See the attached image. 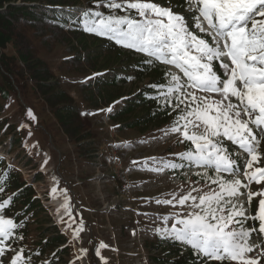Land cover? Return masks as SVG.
Segmentation results:
<instances>
[{
  "label": "snow or ice",
  "instance_id": "1",
  "mask_svg": "<svg viewBox=\"0 0 264 264\" xmlns=\"http://www.w3.org/2000/svg\"><path fill=\"white\" fill-rule=\"evenodd\" d=\"M91 3L76 14L78 26L142 54L148 67L166 68L162 80L149 85L156 106L171 117L158 131L161 138L174 137L185 150L168 159L152 156L139 163L154 173L187 169L197 177L193 180L186 172L185 186L155 200L171 211L156 217L141 215L154 224L158 220L154 234L190 249L197 264H264V0ZM103 75L93 73L85 80ZM27 114L35 118L31 109ZM49 159L45 154L41 168ZM52 179L58 185L57 178ZM253 184L258 191L252 190ZM4 191L0 184V193ZM57 191L56 186L51 188V194ZM59 192L64 203L56 212L63 208L71 217L68 189ZM254 198L257 205L252 208ZM11 204L12 196L0 201V264H35L26 246L18 243L24 239L18 230L25 220L5 214ZM64 215L57 223L65 225L63 231L71 230V243L84 230V222L73 228L75 219L68 223ZM108 247L101 241L95 249L104 264L107 258L101 249Z\"/></svg>",
  "mask_w": 264,
  "mask_h": 264
},
{
  "label": "rangeland",
  "instance_id": "2",
  "mask_svg": "<svg viewBox=\"0 0 264 264\" xmlns=\"http://www.w3.org/2000/svg\"><path fill=\"white\" fill-rule=\"evenodd\" d=\"M80 6H87V3L82 5L78 3L76 7ZM66 8L77 12L76 8ZM69 24L70 21L65 27L66 30ZM23 31L30 36L33 32L32 29ZM32 39L36 54L49 65L54 79L59 81V87L75 100L74 104L90 133L85 146L95 150L91 153V159L83 157L84 152H79L78 145L63 132L57 119L48 110L47 104H45L46 110L42 107L43 99L39 98V93L34 90V82L29 80L25 93L19 90L11 91L0 118L8 116V123L10 126H15L16 130L21 128V124L27 127L20 131L21 144L13 148H11L13 132L10 131L8 134L4 130L0 132V157H4L5 161L14 168L20 169L27 183L36 190L43 206L45 204L52 210L59 208L64 203V197L59 189H68L72 215L71 217L64 215V220L72 223L74 218L73 228L79 225L80 220L84 222V230L77 240L69 243L71 230L65 232L62 230L65 225H61V228H58L66 235L67 241L56 247L47 246L44 243L45 237L52 234L53 222L42 223L48 216V210L44 206L47 210L46 214L41 212L39 216L27 215L29 231L23 246H26L27 251L47 249L38 263L47 261L52 264L54 261L53 264H70V262L71 264H104V261L95 255V249L103 241L109 246L101 249V256L107 258V264H160V260H164V264H175L170 257L166 259V255L176 249H179L178 253L171 254V257L178 258L179 255L181 259L184 253L188 262L193 264L194 259L190 249L162 240L152 231L160 222L157 220L154 224L141 215L148 213L149 216L156 217L171 211L170 207L156 205L155 200L167 198L170 192L178 191L181 186L186 185L187 169L154 173L143 168L139 163L144 158L152 156L168 159L171 154L185 150L184 145L175 142L174 137L161 138L158 131L169 124L171 117L168 116L167 122L163 124L157 120H149L145 124L144 128L147 129L144 131L140 127L130 126L111 117L125 104L124 100L119 104L115 101L121 100V97L133 98L150 81H157L160 78L159 74L154 78L148 75L139 77L138 69L130 62L135 58L140 60L142 54L125 51V59L121 63L109 68L108 72L102 70L100 73L112 76L109 74H113L112 70L116 69L118 72H129L132 79L126 81L122 79L118 82L114 92L122 96L116 98L113 103L107 104L101 98L96 103L86 97L81 84L88 82L93 84L95 79L86 81L85 78L99 72L82 71L68 61L77 51L70 49V43L66 44L65 35L50 37L47 42H43L44 37L37 39L31 36ZM70 40L71 38H67V42ZM6 51L13 55L15 53L11 45ZM127 56L130 60L126 59ZM123 68L129 71H124ZM153 68L162 72L166 70L163 65L154 64ZM103 90L106 91L105 88ZM110 106L112 111L108 112ZM29 109L35 117H30V121L27 114ZM101 109L105 111H100ZM152 110L161 109L155 105ZM33 126H37V129L34 130ZM152 137L157 138L151 139ZM141 140L150 142L140 143ZM37 142L35 148L25 147ZM37 152L40 154L37 155ZM45 154L50 159L41 168ZM133 161L138 163L133 164ZM53 176L59 181L58 185L52 179ZM188 176L193 180L197 179L191 172H188ZM119 180H122V183ZM53 186L58 188L55 195L51 194ZM252 190L259 189L253 184ZM256 205L257 198H254L251 207L255 208ZM60 210L64 212L63 208ZM65 245H68L69 251L62 254L57 252ZM82 248L87 249V252L79 251Z\"/></svg>",
  "mask_w": 264,
  "mask_h": 264
},
{
  "label": "trees",
  "instance_id": "3",
  "mask_svg": "<svg viewBox=\"0 0 264 264\" xmlns=\"http://www.w3.org/2000/svg\"><path fill=\"white\" fill-rule=\"evenodd\" d=\"M160 2L163 3L164 0H160ZM177 2L178 0H172L174 5ZM78 3L81 5L87 3V7L92 6L91 0H0V115L5 109V101L9 98L11 91L19 90L21 93H25L29 80H31L34 82V90L36 89L39 93V98L43 99L44 110H46L45 104H47L48 110L57 119L58 124L64 130L63 132L78 145V151L84 152L85 159H91V153L95 148H86L85 146V141L90 136L88 128L85 127L86 122L74 104L75 100L59 87V81L54 79L49 65L36 54L33 47L34 40H31V36L37 39L44 37L43 42H47L50 37L65 35L66 44L70 43V49L77 51L76 55L69 58L68 61L82 71L100 73L102 70H106L108 72L109 68L125 59L127 51L131 54L136 53L132 50H125L106 38L89 34L78 26L77 13L66 8H77ZM68 21L70 24L66 30ZM28 29L33 30L31 36L23 31ZM67 38H71V40L67 42ZM10 45L14 49V55L6 51ZM126 59L130 60L129 56ZM130 63L138 69L139 77L148 75L150 78H154L159 74L160 78L157 81H150L133 98L124 100L123 107L111 117L130 126L140 127L142 131L147 129L144 127L149 120H157L162 124L167 122L168 116L163 115L161 110H152L156 105L153 99L155 92L149 87V85L162 80L163 72L154 70L153 66H146L142 58L140 60L135 58ZM122 70L129 71L124 68ZM112 71L113 74H109L112 76L105 75V73L103 76L95 78L93 84L90 82L81 84V88L89 100L98 103L101 98L107 104H111L116 98L122 96L120 93H115L114 90L120 80H128L127 77L131 74L123 71L118 72L116 69ZM28 120H31L29 116ZM8 121V116L0 118V132L2 130L7 134L10 131L13 132L11 137V148H13L21 144L22 134L20 131L23 130L22 128L16 130V127L10 126ZM33 129L36 130L37 126H33ZM119 181L122 183L121 180ZM0 184L5 187V191L0 193V201L12 196L11 210L6 211L5 214L15 217L18 221L25 220L24 227L18 230V234H22L24 237L23 241L18 243L23 246L25 236L29 231V222L25 216L27 217L29 214L39 216L41 212L46 214L47 210L37 196L36 190L27 183L21 171L8 164L3 157H0ZM47 215L44 218L47 222L43 221L42 223H50L51 218L48 213ZM51 225L53 232L45 237L44 243L53 247L62 245L68 238L56 224L52 223ZM67 250L69 251V247L65 245L57 252L62 254ZM46 251V248L36 251L32 249L26 250V254L32 256L35 264H42L43 261L38 263V260ZM173 251L166 255V259L170 257L175 264H190L184 253L181 255V259H179V255H177L178 258L171 257V254H177L179 249ZM37 252L40 253L39 256L36 255ZM163 262L164 260H160V264H164ZM193 264H197V262L194 260Z\"/></svg>",
  "mask_w": 264,
  "mask_h": 264
},
{
  "label": "bare ground",
  "instance_id": "4",
  "mask_svg": "<svg viewBox=\"0 0 264 264\" xmlns=\"http://www.w3.org/2000/svg\"><path fill=\"white\" fill-rule=\"evenodd\" d=\"M60 205V204H59ZM61 211V210H60ZM62 212V211H61Z\"/></svg>",
  "mask_w": 264,
  "mask_h": 264
}]
</instances>
